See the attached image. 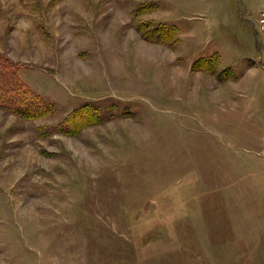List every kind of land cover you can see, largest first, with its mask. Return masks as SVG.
I'll list each match as a JSON object with an SVG mask.
<instances>
[{
	"label": "rangeland",
	"instance_id": "1",
	"mask_svg": "<svg viewBox=\"0 0 264 264\" xmlns=\"http://www.w3.org/2000/svg\"><path fill=\"white\" fill-rule=\"evenodd\" d=\"M0 54V264H264V0H0Z\"/></svg>",
	"mask_w": 264,
	"mask_h": 264
},
{
	"label": "trees",
	"instance_id": "2",
	"mask_svg": "<svg viewBox=\"0 0 264 264\" xmlns=\"http://www.w3.org/2000/svg\"><path fill=\"white\" fill-rule=\"evenodd\" d=\"M12 65L10 59L0 54V103L28 116L47 114L48 105L15 74Z\"/></svg>",
	"mask_w": 264,
	"mask_h": 264
}]
</instances>
